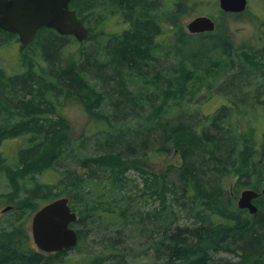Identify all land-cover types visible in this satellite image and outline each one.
<instances>
[{
  "label": "trees",
  "instance_id": "16d2710c",
  "mask_svg": "<svg viewBox=\"0 0 264 264\" xmlns=\"http://www.w3.org/2000/svg\"><path fill=\"white\" fill-rule=\"evenodd\" d=\"M159 1L73 0L70 8L76 11L89 31L84 42L42 28L33 43L21 46L19 67L23 71L9 74L0 69V144L5 139L22 137L26 143L19 151L14 167L6 166L5 169L3 159H0L2 169L7 178L15 180L55 167L70 141V123L55 107V102L61 98L75 99L86 109L93 123L107 126L111 131L143 114L144 117L139 118L142 119L138 123L139 131L114 136L112 140L109 131L103 136L106 152L80 161V166L89 169L90 173L95 166L104 174H69L60 181L63 186L55 185L59 189L57 193L48 184L37 183L29 195H32V203L44 200L47 204L63 197L70 200L72 211L78 216L77 223L72 224L78 233L74 250L81 249L89 238V229L82 230L86 221L87 226L94 225L96 235L103 233L106 236L114 230L119 234L129 229L132 237L129 235L128 239L135 235L143 239L146 236V241L149 239L141 251L132 252L134 249L125 245L127 241L103 238L96 241L98 248L91 249L81 258L86 264H142L136 258L149 254L152 258L156 256L155 260L163 258L164 262L160 264H264V195L257 199L258 212L254 215L240 209L236 201L243 189L261 193L264 187V134L258 140L253 135L255 129L243 131L234 122L236 110L241 117L239 120L244 121L248 110L258 107L256 102L244 106L248 102L244 94L248 87L243 85L240 91L243 96L235 95L229 99L231 105H223L216 112L185 115L182 110L184 97L192 89L202 90L205 85H211V77L219 79L227 69L235 67V54H243L251 68H260L257 51L254 46L236 48L229 31H219L220 27L212 35L207 34L208 37L219 36L208 42L204 41L206 33H187L180 22L188 10L182 3L173 15L174 29L178 39L189 46L182 55H177L182 59H178L177 67L164 84L159 79L161 69L153 81L149 80V72L157 68L156 62L162 58L157 50L163 26L157 21L156 13H151ZM244 13L226 15L240 17ZM116 16H123L124 29L113 33L105 31L107 20ZM194 36L198 39L193 40ZM12 39L18 40L16 35L0 29V46ZM70 42L79 46L75 53L78 57L74 56L70 64L63 65L66 46ZM89 42L92 46L87 47ZM192 44L196 49H189ZM138 81L144 86H139ZM245 82L246 79L239 77L231 90L238 92ZM135 85H138L137 90ZM146 85H152L160 93L159 103L155 99L148 98L147 101L145 94L139 92ZM260 98L258 93L254 99ZM182 99V103L178 101ZM106 104L112 109L111 114L103 109ZM146 105L151 108L148 112ZM174 105H179L180 120L161 119ZM151 146L160 147L159 152H178L182 163L175 170L170 167L173 168L170 182L167 174H157L140 164L142 157L135 153L143 150L141 154L147 156ZM131 170L143 178L150 197L159 199L158 208L139 209L137 213L132 210L131 204L136 198L122 194L127 186V173ZM228 176L237 179L232 191L224 189L223 181ZM108 187L119 190L118 194L108 196L105 193ZM171 191L181 196L169 203ZM93 196L100 200L92 201ZM178 210L185 211V218L191 225H180L182 215ZM134 227L137 231H131ZM7 247L1 255L6 257L3 262L18 257L14 248ZM223 253H231L239 259H218L217 256ZM55 261L63 260L57 256ZM36 264L54 263L40 259Z\"/></svg>",
  "mask_w": 264,
  "mask_h": 264
},
{
  "label": "rangeland",
  "instance_id": "374dc122",
  "mask_svg": "<svg viewBox=\"0 0 264 264\" xmlns=\"http://www.w3.org/2000/svg\"><path fill=\"white\" fill-rule=\"evenodd\" d=\"M182 3H184L188 8L186 15L180 18V22L187 33V24L191 20L198 16H208L216 22L215 31L219 27V31L221 29L229 31V33L231 34L230 38L236 48L240 46H254V49L257 51L256 59L261 62V64H258L259 66H261L260 68H255L253 66L251 68V66L246 62L243 54H235L233 58L236 60V65H234L235 67L233 69H227V73L223 74L219 79L211 77V85H205L202 90L200 88L192 89L191 92L185 95L184 101L183 99L178 100L181 103L182 101L184 102V108L182 109L183 112L185 113V115L198 113L209 114L216 112L223 105H231L232 101H230L229 99L232 97H236L235 95L239 97L243 96L240 91L242 90L243 85H246L248 89H245L247 93L244 94L247 95L246 101L248 100V102H246L244 106H247L248 103L256 102L255 104H257L258 107H256L255 109H249L247 118L244 119V121L239 120V118L241 117L236 110V114L234 115L236 119L234 122L236 124H239L243 131L244 129H255L253 133L255 137L253 135L252 137L259 140V138L264 134V116H262L264 114V0H249V6L246 9L247 11L245 10V13L242 12L244 14L240 17L226 15L231 13H225L220 8L219 0H160L159 3L155 5L156 9L152 10L151 13H156L157 21L162 23L163 26V28L161 29V34L158 37L159 48L157 50L162 58L160 61L156 62L157 68L153 69L152 72H149L148 79L151 81L156 78L158 73L160 74V72H158V69H161L162 73L159 79L164 84L173 69L177 67L178 59H182L181 57L177 58V55H182V52L185 51V47L187 45L189 46V44L184 45L178 39V33L174 29L175 20H173V15L176 9H178V6H180ZM123 22V16H116L112 19H108L104 25V30L112 33L121 32L124 29ZM95 31H98V28L95 29ZM214 32H212L211 35ZM207 34H209V32L205 34V42H208L210 39H212V41L215 40L213 37H219H208ZM192 39L196 40L198 39V37L194 36V38ZM86 45L87 47H90L92 46V43L89 42ZM21 46L22 45L19 42V39L8 40V42L0 46V69L7 71L9 74L23 71V69H20L19 67L21 60ZM190 48H192L191 50L196 49L193 44L189 47V49ZM246 49L249 50V48ZM78 50L79 46L77 44H74L73 42H70L68 46H66L65 61L63 65L70 64V62L74 59V56L78 57L75 55ZM169 51L171 53L167 54V52ZM177 51L180 52L178 53ZM236 76L237 78L234 79ZM239 77H243V79H246V82L245 84L242 83L241 87H239V91L235 93L234 90L231 89L235 85V81H238ZM233 79L234 85L231 82ZM141 80L143 81V79ZM88 81L89 83L93 84V81L89 80V78ZM138 84L139 86H144L141 81H138ZM135 88V90H137L138 85H135ZM222 89H225V91L228 93H223ZM139 92L145 94L144 97L147 101L148 98L153 100L155 99L156 103H159L161 101L162 96L158 91L155 90V87H153L152 85H146L145 88H140ZM258 93L261 94V100L254 99L255 96L258 95ZM178 106L179 105H174L172 108H169L168 113L163 114L161 119L164 120L166 117L171 120L179 119ZM55 107L61 112L64 117L68 119L70 123V128L68 130L70 141L67 142L66 152L59 160V162H57L55 167L45 173L36 174L32 177H18L15 180L13 178H7L5 173L1 172L2 168L0 171V193L2 192L7 194L10 193V191L12 192L14 190L20 191L22 203L27 204L26 207L29 214V219L33 217L37 210H39L47 202L44 200H38V204L37 201L35 202L36 204L32 203V200L30 199L31 196L29 197V195L31 193V190L36 188L35 186L37 183L43 184L44 186L48 184L51 188H54L53 192L57 193L59 192V189H56L55 185L63 186L64 183H61L60 181L62 179H66L69 174H73L74 176H89L96 174L101 175L102 173V171L95 166H93L91 169L93 173H90L89 169L80 166V161L88 156H98L106 152V140L103 138V136L106 133H109V131L111 130L107 126L103 127L102 125L100 126L93 123L90 120L86 109L82 106V104L75 101V99L61 98L59 102H55ZM103 109H105L108 114L112 113V109L109 107V104H106ZM150 109L151 108L149 105L145 106V111L148 112ZM140 117H144V115L142 114L140 115ZM140 117L127 120L125 124H121L113 128L110 133V140H112L114 136H121L130 132L134 133L136 131H139L140 126L138 123H140L142 120H139ZM184 118H186V116H184ZM128 127L131 128L126 130ZM25 143L26 139L24 137L8 140L5 139L1 142L0 157L1 159H3V165H5V169L6 166L14 167L16 165L17 155L21 149L25 148ZM159 148L158 146L149 147L147 156L141 154L143 150H140L135 154H137L136 156L142 157V160L140 162L142 166L149 169L150 171H154L157 174H167V181L170 182L173 177V168L175 170L177 167H179L182 161L178 152H159ZM126 177L127 178L125 179V183H127V186L126 189L122 190V194L136 198V201L131 204L133 207V211L137 213L139 209L141 211H146L153 210L159 207V199L156 196H154L153 198L150 197V190L146 189V186L142 181L143 178L138 174L137 171H129ZM236 180L237 179L235 177H225L223 181V185H225V191H232L233 185ZM9 181L12 182L11 186L9 184ZM13 181L18 183L19 186L17 187V185ZM68 181L69 180H66L65 183H68ZM135 185H138V187H135ZM102 189L104 190V188ZM118 192L119 190L113 191L108 187L106 188L105 193L108 194V196H111L118 194ZM144 192L145 194H143ZM177 193L180 194L179 192ZM175 194L176 193L174 191H171L169 193V203L173 198L175 199L181 196ZM106 199L107 198H104V200ZM96 200L100 199L93 196L92 201ZM236 201L238 205V198ZM178 211L182 215L180 225H191V221L188 220V218H185V211ZM12 217H14V215L10 213L7 215L8 219H12ZM217 219H221V217L218 216ZM85 223L86 224H82L84 225V227H82V230L84 231L89 229V238L86 239L83 247L79 250L72 249L65 256L58 257V259H62L63 261H59L57 263L56 261H53L52 263L86 264L85 261H81V258L86 257L91 249L93 250L95 248H98L96 241L102 240L103 238L111 237L112 240L119 239L120 242L121 240L125 242L127 241L125 245H129L130 247H132L134 249L132 250V252L141 251L143 248L142 245L149 241V239H147L146 241V236L143 239L141 237H138V235H135L132 239H128L127 236L131 234L129 229H124L119 234L116 230H114L112 232H109L106 236H104L105 234L103 233H99V235H96L97 231L93 227L94 225L91 224L87 226V221ZM134 229L135 230L132 229L131 231H137L135 227ZM130 236L132 237V235ZM155 257L152 258L150 254L142 255V257H137L136 261L142 264H160V262H164L163 258L161 260H155ZM217 258L230 261H237L239 259L237 256L231 253H223L221 255H218Z\"/></svg>",
  "mask_w": 264,
  "mask_h": 264
},
{
  "label": "water",
  "instance_id": "95a60500",
  "mask_svg": "<svg viewBox=\"0 0 264 264\" xmlns=\"http://www.w3.org/2000/svg\"><path fill=\"white\" fill-rule=\"evenodd\" d=\"M73 0H0V29L18 36L22 46L33 43L42 28L53 29L63 36H72L84 42L89 35L87 27L79 20L76 11L70 8ZM225 13H242L248 7V0H219ZM216 22L208 16H198L187 24L190 34L214 32ZM264 194L253 189H245L238 199V207L251 214L258 212L253 203ZM78 220L71 210L68 198L55 200L34 216L33 239L44 252H61L78 244V233L70 227Z\"/></svg>",
  "mask_w": 264,
  "mask_h": 264
},
{
  "label": "flooded vegetation",
  "instance_id": "af4514ba",
  "mask_svg": "<svg viewBox=\"0 0 264 264\" xmlns=\"http://www.w3.org/2000/svg\"><path fill=\"white\" fill-rule=\"evenodd\" d=\"M248 6H249V0H248ZM0 165H1L0 166V171H1V168L3 167L1 161H0ZM1 172H4V170L2 169ZM9 184L11 186L12 182L9 181ZM256 201L257 199L253 201L255 205H257ZM26 205L27 204L22 203L20 197V191L18 190H14L12 192L10 191V193L7 194L2 192L0 193V264H36L40 259L42 261L46 260L53 262L55 261L57 256L63 257L69 251H71V249H69V250H63L61 252H44L38 248V246L36 245L33 239L32 224L35 214L45 205L42 206L39 210H37V212L30 219ZM69 205H70V200H69ZM9 213L14 215L12 219L7 218V215ZM8 245L15 249V252L18 257L14 260H9V261L7 260L3 262V260H6V257L4 259L2 258L1 255L3 254L4 250L8 248L7 247Z\"/></svg>",
  "mask_w": 264,
  "mask_h": 264
}]
</instances>
